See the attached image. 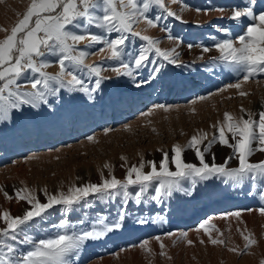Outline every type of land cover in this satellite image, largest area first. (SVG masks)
I'll return each instance as SVG.
<instances>
[{"label": "rangeland", "instance_id": "1", "mask_svg": "<svg viewBox=\"0 0 264 264\" xmlns=\"http://www.w3.org/2000/svg\"><path fill=\"white\" fill-rule=\"evenodd\" d=\"M243 2L177 0L173 3L166 0L180 20L167 16L153 5L148 15L161 17L155 21L157 26L148 27L141 21L134 29L156 38L162 49L175 48L182 66L161 61L165 67L149 83L141 81L155 65L138 70L134 78L117 77L112 69L119 67V62L107 60L105 45L97 44L86 49L92 54L85 62L100 65L102 76L110 79L102 80L101 87L91 93V97L89 93L62 88L57 97H49V105L41 104L39 108L25 105L13 110L9 121L0 122V213L10 210L14 216L22 215L29 207L24 201L7 199L5 192L14 196L15 189L27 187L46 202L45 188L49 193H56L72 185L99 183L101 173L105 177L114 174L124 179L128 167L139 165L141 161H159L161 150L169 152L171 157L173 146L177 143L185 146L193 135L207 132L210 140L216 131L211 126L222 121L225 112L236 117L244 115L245 119L247 112H251L258 119L256 114L264 110V74L250 78L239 90L226 88L227 84L242 79V74L237 76L219 66L214 68L209 60L218 52L215 49L209 53L202 51L204 46H211L213 38L225 37V33L219 32L220 27L228 28L230 36L239 33V28L232 31L234 22L229 17L231 9ZM29 4L30 0H0V27L10 30ZM221 8L223 12L219 11ZM254 8L264 10V0H257ZM5 35L0 31V39ZM115 35L108 34V37ZM140 43L138 37H131V43L126 42V54L136 53ZM189 44L193 45L191 49ZM101 47H105L104 53L98 51ZM80 48L84 49V43ZM48 59L50 64L46 70L58 72L56 58L49 56ZM150 59L160 58L153 53ZM74 74L85 81V87H95L96 77L87 69H77ZM20 83L26 90L29 88L23 79ZM221 88L225 90L220 92ZM240 91L248 95L240 96ZM157 104L171 107L167 111L154 109L151 115H142ZM241 107L245 113L241 112ZM20 110L25 111L21 113ZM89 136L94 140H88ZM212 151L217 163L232 153V149L218 143ZM184 157L188 162L198 163L193 150L186 151ZM206 159L211 162V156L206 155ZM250 159L253 162L262 160L264 154L256 152ZM237 163L233 158L230 166L235 167ZM105 164L110 167L105 168ZM148 170L146 166L145 171ZM154 187L140 204L131 197L125 204L123 197L117 196L103 200L89 197L67 213L62 206H56L43 219L33 221L31 229L20 233V238L27 235L39 240L54 236L63 218L69 221L72 229L80 231L90 230L101 218L115 223L123 214L120 229L86 242L79 255L73 256L72 264H261L264 261V214L260 212L264 207L261 191L264 185L259 182L255 187L251 182L225 184L223 178H212L193 186L185 180L182 190L162 197L161 201L151 199ZM137 190L138 186L130 187L133 195ZM237 211L241 212L239 218L224 215ZM209 218L219 229L211 230L213 238L224 239V245L211 244L208 234L199 229V224ZM140 220L146 222L139 223ZM3 226L0 221V227ZM238 228L246 230L245 234L252 233V238L257 240L243 253L240 250L246 241ZM185 232L186 238L182 235ZM157 236L165 245L163 250L155 239ZM145 240L151 251L140 246ZM188 240L193 244L189 245ZM17 248L27 250V246L19 243ZM232 248L237 250L231 251ZM162 251L167 255H162Z\"/></svg>", "mask_w": 264, "mask_h": 264}, {"label": "snow or ice", "instance_id": "2", "mask_svg": "<svg viewBox=\"0 0 264 264\" xmlns=\"http://www.w3.org/2000/svg\"><path fill=\"white\" fill-rule=\"evenodd\" d=\"M172 2L176 3L177 0ZM256 4L257 0H244L241 5L234 6L229 19L234 22L232 31L239 28V33L230 36L228 28L220 27L219 32L225 33V37L219 40L213 38L211 46L202 48L204 53H209L213 49L218 52L217 56L209 60L214 68L219 66L228 73L237 76L242 74V79L227 84L226 88L239 90L250 78L264 74V10L255 9ZM153 5L162 9L167 16L181 19L167 6L166 0H30L26 11L10 30L0 27V31L6 33L4 38L0 39V122L9 121L13 110H19L22 106L39 108L41 104L49 105V97H57L62 88L70 92L89 93L91 97V93L101 87L102 80L110 79L102 76L100 65L85 62L92 54L86 49L97 44L105 45L108 50L107 60L119 62V67L112 69L117 77L134 78V73L138 70L155 65L148 77L141 81L149 83L165 67L161 61L182 66L183 62L178 60L179 53L175 48L162 49L156 38L143 34V30L134 29L141 21L148 27L157 26L155 21H159L161 17L153 18L148 15ZM219 11L223 12L224 9L221 8ZM92 29L101 31L96 32ZM108 34L116 35L109 38ZM133 36L141 41L139 49L134 54H126V42L131 43ZM168 38L172 39L171 36ZM82 43L84 49L80 48ZM105 47L99 48L98 51L104 53ZM192 47L193 45H188L189 49ZM153 53L160 59H150ZM49 56L56 58L59 65V71L56 73L46 70L50 64ZM126 58L128 62H125ZM200 59H204L203 55ZM77 69H87L90 75L96 77L94 88L84 86L85 81L74 74ZM22 79L29 86L27 90L20 83ZM224 90L219 89L220 92ZM239 95L246 96L248 93L240 91ZM199 99L203 100L205 97ZM169 107L171 106L157 104L142 115H151L154 109L167 111ZM241 112L245 113L246 110L241 107ZM256 115L258 119L253 113L247 112L248 118L245 119L244 115L236 117L231 112H225L223 120L211 126L216 131L212 133L210 140L207 132L193 135L185 146L175 144L171 150V157L169 152L161 150L162 158L159 161H141L139 165L128 167L124 179L114 174L105 177L101 173L99 183L72 185L66 191L60 190L56 193H49L45 188L43 194L46 202L39 199L35 190L27 187L15 189L14 196L5 192L7 199L24 201L29 207L22 215L14 216L10 210L0 213V221L4 225L0 227V264H72L73 256L79 255L86 242L98 240L122 227L120 221L124 219L123 214L115 223H108L101 218L95 221L96 226L90 230L80 231L72 229L69 221L63 218L59 220L60 230L54 236L39 240H33L27 235L20 238V233L25 229H31L33 221L37 218L43 219L49 210L56 206H62L67 213L73 206L86 201L89 197L103 200L117 196H122L125 204L130 197L136 204H140L153 186L155 194L151 199L161 201L162 197H170L174 191L182 190V181L185 180H189L193 186L199 181L212 178H223L225 184L232 182L242 185L251 182L255 187L259 182L264 185V159L256 162L250 159L256 152L264 154V110ZM87 139L92 141L94 137L89 136ZM217 143L232 149V153L221 163L216 162V154L212 151ZM188 150L194 151L198 163L186 161L184 154ZM206 155L211 156V162L206 159ZM233 158L238 162L235 167L230 166ZM146 166L149 167L148 171H145ZM104 167L110 166L105 164ZM131 186H138L134 195L130 191ZM261 191L264 198V189ZM260 212L264 214V207H261ZM224 215L239 218L241 212ZM210 219L202 221L199 229L208 234L211 244L224 245V239L213 238L211 230L219 229L210 222ZM237 230L240 231L239 228ZM245 231H240L246 241L244 248L240 250L242 253L257 243V240L252 238L253 234H245ZM167 235L171 236L174 233ZM182 235L187 237L186 232ZM155 239L163 250L165 245L161 237L157 236ZM187 242L189 245L193 244L191 240ZM17 243L27 246V250L19 251ZM148 243L145 240L140 246L151 251L147 248ZM161 254L167 255L163 251ZM261 264H264V261Z\"/></svg>", "mask_w": 264, "mask_h": 264}, {"label": "bare ground", "instance_id": "3", "mask_svg": "<svg viewBox=\"0 0 264 264\" xmlns=\"http://www.w3.org/2000/svg\"><path fill=\"white\" fill-rule=\"evenodd\" d=\"M199 89V88H198ZM21 111V113L23 112V111H25V110H20ZM24 116V115H23ZM261 157H262V155H261ZM263 158V157H262ZM259 160V159H258Z\"/></svg>", "mask_w": 264, "mask_h": 264}]
</instances>
